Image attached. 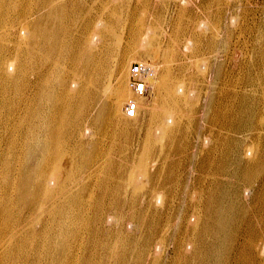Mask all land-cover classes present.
<instances>
[{
  "label": "bare ground",
  "instance_id": "obj_1",
  "mask_svg": "<svg viewBox=\"0 0 264 264\" xmlns=\"http://www.w3.org/2000/svg\"><path fill=\"white\" fill-rule=\"evenodd\" d=\"M170 1L0 0V264H162L169 238L178 264H264V133L244 130L254 118L228 105L211 114L215 92L204 104L196 93L225 71L195 54L218 45L220 28L205 37L189 0L161 48ZM138 56L150 62L154 101L139 99L149 117H134L144 130L128 168L102 160L93 135L128 128ZM263 71L247 72L264 99ZM222 78L219 97L238 96ZM237 172L249 206L221 177Z\"/></svg>",
  "mask_w": 264,
  "mask_h": 264
},
{
  "label": "rangeland",
  "instance_id": "obj_2",
  "mask_svg": "<svg viewBox=\"0 0 264 264\" xmlns=\"http://www.w3.org/2000/svg\"><path fill=\"white\" fill-rule=\"evenodd\" d=\"M179 1L180 0H171L170 2L171 3L173 2L172 4L169 2L168 8L165 11L166 19L164 17V19L162 21L158 22L157 23L158 25H156L157 26L156 30H157V32L159 31L158 34H160V33L162 34V32L164 31L162 34L163 36L160 34L161 37H159V40L163 39L162 41H160L162 49L165 46L167 47L166 44L169 42L168 41V37H169L168 33L170 32V29H171V26L169 25V23L173 22V20L177 17L179 10L182 8V6H184V3L182 1H180V2ZM227 1L228 0H202V1L201 0H193V2H192V0L191 1L189 0V3L187 4V7H188V9H187L188 15L187 16L189 18H192L193 21L199 20L200 22L201 21L204 22L206 32L203 33V35L205 37L211 35V33H212L211 29L216 28L219 30V28H220V30L218 31L219 35L217 34V39H220V40H218V42H219L218 45H216L214 47L204 46V47L196 50L195 54L197 55V57L202 58L205 62H207V67H209V66L212 67L211 68L212 70L215 69L219 63H222L224 71H225V73L222 76H224L225 79H227V80L229 79L231 81H234L233 86L239 92L238 93L239 95L236 96L235 98L233 97L234 99L230 98L232 101H230L229 98H226V99L222 98L221 99L219 96H220V89L223 86V83H222L223 78L221 76L220 79H217L215 76H213V74H208V75L204 76L203 83L200 85L199 89L196 90L198 92L195 91L196 87L192 86V87H190V91L188 89L189 92H187L188 93L187 95L190 96V98H192V97L195 98L197 96L196 93H199V95L201 94L200 99H201L202 103L204 104L207 101V99H209V96H208L209 93L215 92L214 94L216 95V106H214L213 108L210 109L211 114H215L216 112H218L219 108L222 105H228L229 108H231L229 110V113L237 114V111H240L241 115H243V116L245 115V117H248V115H251L254 118L253 122L256 125L255 129L249 130L247 127L250 125H244L242 127L244 130L247 129L246 131H251L253 133L257 130V132L262 131V133H264L263 132L264 130L261 127V126H264V118L262 116V115H264V103H263L264 99L259 96L258 92L255 90L254 84L252 83V81L248 77L249 73H253L252 71L255 72L259 69L264 70V67H262V66H264V64H263L264 63V54H263L264 53V41H263L264 40V38H263L264 34L263 35L261 34L262 32H261V29L259 27V26H261L260 24H262V27L264 28V25H263L264 24V0H250V1L249 0H229L230 2L229 1L227 2ZM211 2H212V5H210ZM174 12H175V14H174ZM232 17H234V18H232ZM237 18H238V21H237ZM159 23H162V24H159ZM234 23H235V25H234ZM167 25H168V27H167ZM216 26H218V27H216ZM228 26H229V28H228ZM160 30H161V32H160ZM165 31H168V33ZM258 32H260V33L258 34ZM263 33H264V29H263ZM227 34H228V36H227ZM231 35H232V37H231ZM239 35H240V37H239ZM261 37L263 39H261ZM223 39H226L227 42H224V43L222 42V44H221V41ZM229 39L231 41H229ZM164 43H165V45H164ZM184 48H185L184 46L181 47V49H184ZM170 52H171V50L167 54L172 55L173 53H170ZM239 53H240V55H239ZM161 59H163V58H161ZM134 61H146V62L150 63L148 59L143 58V57H139V56L137 58L135 57L133 60H131V63ZM158 63H159V61H158ZM155 64L156 63H153L152 65H155ZM130 66H131V64L129 65V68H130ZM153 67L155 69V66H153ZM243 68H244V70H243ZM229 69H230V71H229ZM244 73H245V76H244ZM205 78H207V79H205ZM236 78H238V79H236ZM240 79L243 81H241ZM247 83H249V84H247ZM263 83H264V71H263ZM126 84H127L128 88L130 89L131 87L129 85V75L127 76ZM214 84L216 86H214ZM191 88H193V89H191ZM149 90L150 91H148V93L141 98L142 101H145V102L154 101L153 89L150 87ZM206 92L208 95L206 94ZM245 95H248V96L246 97ZM130 96L131 97L133 96L132 89L130 90ZM144 97H147L148 99L147 98L143 99ZM128 100H129V98H128ZM128 100H126L122 106V108H123L122 110L124 113L126 112L125 106H126V103ZM247 102H248V104H247ZM249 103H250V105H249ZM260 103H261V105L258 106V104H260ZM256 108H258V109H256ZM139 110L140 111H138V114L136 116L129 118L130 123H129V125H127L128 128H124L123 126L119 127V129L121 131L118 130L115 133L116 136L113 135V133H111V132H104V131L101 132V130L95 131V134H94L95 136L93 135V137L95 139L101 138L102 143H103L104 148H105L104 149L105 151L103 150V152L101 154L102 160L107 161L112 157V158L116 159L117 161L119 160L118 162L121 165L125 164L126 167L128 166V168H132L133 165H134V167H136L137 162L134 161L133 156L136 154V150L137 151L139 150L138 148L140 145L138 144V141H139L141 133L143 132L142 130H144V129H140L139 126L136 127V121H139L140 124H142V125H144V124L146 125L147 120H148L147 118L149 117V111L145 107L140 106ZM142 113H144V114L142 115ZM125 115H127V114L125 113ZM137 116H138V118L136 120L134 117H137ZM144 117H146V118H144ZM259 119H261V120H259ZM243 120H244V122H246V119H243ZM125 129H127V130H125ZM232 133L236 136L242 135L241 132L239 133V132L233 131ZM118 134H119V136H118ZM126 134L129 136V138L125 137ZM125 140H127V141L125 142ZM246 141H247V139H246ZM121 143H123V144H121ZM113 144H115L117 147L116 146L113 147ZM111 146L113 147L112 149H114V150L110 149ZM121 149H123V150H121ZM107 157H108V159H107ZM62 164L64 165L65 163L62 162ZM65 165L67 166L68 164L66 163ZM67 167L69 168V166H67ZM230 169L235 170V167L231 166ZM237 173L235 175L233 173L228 174V175L221 173V177L222 178L227 177L228 180L230 178L229 187H232V185H233L236 188H239V192H238L239 196L238 197L242 201H244L246 204L248 202L247 205L249 206L250 204H252L254 195H252V192L249 191V189H247L244 180L240 179L239 176H241V172L238 173L239 175ZM142 174L143 173L140 172L141 176H142ZM231 179H233V181ZM90 182H91L90 185L92 187H94L95 185H94V183H92V180H90ZM243 188H245L244 189L245 191L243 190ZM233 189H234V187H233ZM240 189H242V190H240ZM246 194H248V197L246 196ZM243 195H244V197H242ZM245 197H247V198H245ZM249 197H250V199H249ZM165 241L166 240L163 241L164 253H163V256L161 257L162 258L161 263L162 264H174V262H175V264H178L176 261L177 255L175 253V250L173 249L174 244H173L172 240L169 238V239H167L166 242Z\"/></svg>",
  "mask_w": 264,
  "mask_h": 264
},
{
  "label": "built area",
  "instance_id": "obj_3",
  "mask_svg": "<svg viewBox=\"0 0 264 264\" xmlns=\"http://www.w3.org/2000/svg\"><path fill=\"white\" fill-rule=\"evenodd\" d=\"M151 71V65L145 61H134L130 66V85L133 96L126 103L125 111L128 116H136L140 109L139 99L149 91L148 80L146 79Z\"/></svg>",
  "mask_w": 264,
  "mask_h": 264
}]
</instances>
